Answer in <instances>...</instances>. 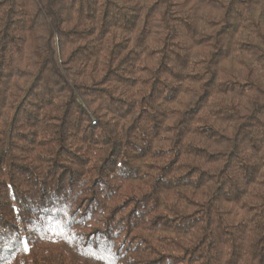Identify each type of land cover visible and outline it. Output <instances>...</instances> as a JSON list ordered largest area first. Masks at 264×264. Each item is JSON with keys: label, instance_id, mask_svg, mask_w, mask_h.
<instances>
[{"label": "trees", "instance_id": "1", "mask_svg": "<svg viewBox=\"0 0 264 264\" xmlns=\"http://www.w3.org/2000/svg\"><path fill=\"white\" fill-rule=\"evenodd\" d=\"M0 264H264V0H0Z\"/></svg>", "mask_w": 264, "mask_h": 264}]
</instances>
